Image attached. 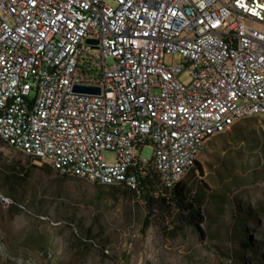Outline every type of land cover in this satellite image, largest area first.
<instances>
[{"label":"built area","instance_id":"obj_1","mask_svg":"<svg viewBox=\"0 0 264 264\" xmlns=\"http://www.w3.org/2000/svg\"><path fill=\"white\" fill-rule=\"evenodd\" d=\"M259 26L264 0H0V138L60 175L138 190L153 165L171 189L214 136L264 115Z\"/></svg>","mask_w":264,"mask_h":264},{"label":"rangeland","instance_id":"obj_2","mask_svg":"<svg viewBox=\"0 0 264 264\" xmlns=\"http://www.w3.org/2000/svg\"><path fill=\"white\" fill-rule=\"evenodd\" d=\"M180 77L190 79L186 70ZM153 154L152 145L140 153L146 160ZM115 158L104 153L107 162ZM199 160L205 177L194 168L183 183L207 215L204 237L175 212L145 228L142 200L51 174L0 139V264H264V115L214 136ZM243 239L255 249L243 247Z\"/></svg>","mask_w":264,"mask_h":264},{"label":"trees","instance_id":"obj_3","mask_svg":"<svg viewBox=\"0 0 264 264\" xmlns=\"http://www.w3.org/2000/svg\"><path fill=\"white\" fill-rule=\"evenodd\" d=\"M251 118H257L251 117ZM1 139V138H0ZM2 140V139H1ZM3 141V140H2ZM34 159V158H32ZM48 169L49 173L66 178L68 176L60 175L56 172L53 167L47 163L44 165ZM195 169L198 171L201 178L205 177L204 169L200 160L195 163ZM145 176L141 178V185L138 190L128 189L124 185L118 186H104L95 184L98 187H108L116 191H124V193L134 198H138L143 201L145 207V228L151 224V221L159 216H165L168 213L170 216L175 212L176 218L180 220L185 226L193 228L197 231L201 237L205 236V229L203 227L206 222L207 215L202 210V204L198 201H191L188 196V191L186 185H184V180L176 184L173 188L167 189L163 187L160 183L158 174L153 167L149 165L145 168ZM244 222V220L242 221ZM244 231L241 230L243 235ZM79 245L82 244L78 241ZM84 246L86 244H83ZM242 246L246 248H254V243L247 239L242 240Z\"/></svg>","mask_w":264,"mask_h":264},{"label":"water","instance_id":"obj_4","mask_svg":"<svg viewBox=\"0 0 264 264\" xmlns=\"http://www.w3.org/2000/svg\"><path fill=\"white\" fill-rule=\"evenodd\" d=\"M87 43L89 44H94V45H98V41L97 40H87ZM76 91L78 92H84V93H92V94H99L100 93V88L98 87H84V86H77L75 88Z\"/></svg>","mask_w":264,"mask_h":264},{"label":"bare ground","instance_id":"obj_5","mask_svg":"<svg viewBox=\"0 0 264 264\" xmlns=\"http://www.w3.org/2000/svg\"><path fill=\"white\" fill-rule=\"evenodd\" d=\"M7 264H22V263H19V262H16L15 260H8L6 261Z\"/></svg>","mask_w":264,"mask_h":264}]
</instances>
